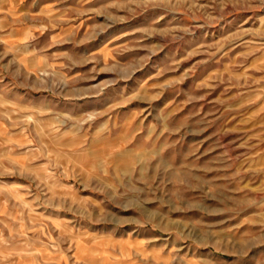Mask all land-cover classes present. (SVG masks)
I'll return each mask as SVG.
<instances>
[{
  "label": "rangeland",
  "instance_id": "1",
  "mask_svg": "<svg viewBox=\"0 0 264 264\" xmlns=\"http://www.w3.org/2000/svg\"><path fill=\"white\" fill-rule=\"evenodd\" d=\"M0 264H264V0H0Z\"/></svg>",
  "mask_w": 264,
  "mask_h": 264
}]
</instances>
